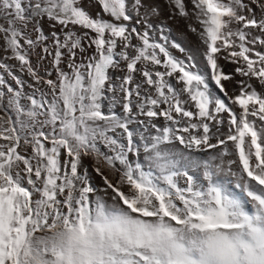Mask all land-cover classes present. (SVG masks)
Listing matches in <instances>:
<instances>
[{
	"label": "snow or ice",
	"instance_id": "snow-or-ice-1",
	"mask_svg": "<svg viewBox=\"0 0 264 264\" xmlns=\"http://www.w3.org/2000/svg\"><path fill=\"white\" fill-rule=\"evenodd\" d=\"M95 2L111 19L0 0V38L33 81L0 61L17 86L0 71V264H264V0H170L196 47L143 0ZM221 59L242 77L232 95Z\"/></svg>",
	"mask_w": 264,
	"mask_h": 264
},
{
	"label": "rangeland",
	"instance_id": "rangeland-1",
	"mask_svg": "<svg viewBox=\"0 0 264 264\" xmlns=\"http://www.w3.org/2000/svg\"><path fill=\"white\" fill-rule=\"evenodd\" d=\"M144 4L146 7H157L159 9V15L158 16H153L150 18V23H152L153 25H159L161 23H164L167 25L168 28L175 30L176 32H179L178 34L180 36H183V38H187L189 39L194 46H199L200 45V39L199 37L195 34L192 33L188 30V24L191 23V21L186 20L184 18H182L178 13H176V9L172 6V4L170 3V0H143ZM89 4H91V7H89ZM83 6L85 8H88V10L90 11V13L93 16H96L98 13H100L101 15H104L105 19H111V17L107 16V14H103L101 13V6L95 2V0H83ZM187 7L189 9H191V4H187ZM175 13V14H174ZM54 22L48 21V20H44L43 21V32L46 35H49L55 31L57 33L61 32V26L56 25L55 27H51L50 24H53ZM133 24H135V20L132 21ZM196 28L199 30L200 29V25L196 24L195 25ZM233 27L235 28L236 25H233ZM77 31L79 32H83L85 31L84 29H77ZM62 38V37H61ZM133 44H136L137 41L135 39H133ZM47 44H51L52 40L51 38H49L46 41ZM94 51V48H89L87 50L86 53L83 54H79L78 56H87V55H91L92 52ZM175 55L180 56L181 54L178 51H175L173 49ZM40 52V47H37L35 50V53H33L30 57L31 62L33 64V66L37 65L38 62V56L36 55V53ZM11 53L5 50V44L2 38H0V61L3 62L4 65L7 66H11L14 74L17 77H21L24 81H26V84L23 88L24 92H30V89L27 87L28 84H33V81L31 79V77H29L26 73H21L19 71V62L16 59H12L11 57ZM51 60L52 57H48L47 59H45L44 61H41V67L39 69L41 75L44 74L45 70L51 67ZM77 62H79V59L77 60ZM67 70V69H65ZM157 70H161V69H157ZM3 72V75L5 77V80L7 81L8 84H10L13 88H16V84L14 83V81L12 80L11 76L8 75L7 70H0ZM124 73L123 72H117V75H115V78L118 76H122ZM112 75V73H111ZM55 74H53V78H54ZM140 75L138 76V80L141 79ZM47 78V77H46ZM114 78V80H115ZM23 103H27V101H22ZM112 105V101L110 99H105L104 100V109L107 111V109L109 107H111ZM118 113L121 112V108L117 107L115 109ZM0 118H7V113L0 111ZM141 119H143V117H141ZM133 128L136 129L137 133L140 132L141 126L138 125H133ZM0 143H6L5 141H3L2 139H0ZM135 159V157H133ZM63 159V157H62ZM140 159L142 160V156L140 157ZM83 168L87 169V172L89 174L90 180L91 182L96 185V186H101L102 185V180L100 178V176L98 174L95 173L94 169V163L92 158L90 157H85L83 160Z\"/></svg>",
	"mask_w": 264,
	"mask_h": 264
},
{
	"label": "bare ground",
	"instance_id": "bare-ground-1",
	"mask_svg": "<svg viewBox=\"0 0 264 264\" xmlns=\"http://www.w3.org/2000/svg\"><path fill=\"white\" fill-rule=\"evenodd\" d=\"M178 33L179 32H176L175 30L172 29V31H171V37H172L173 40H176V42H181L182 41L187 46L195 47L194 44L189 39L183 38V36H180ZM177 38H179V39H177ZM219 63L222 66V68L225 71V73L234 74V69L237 67L236 64L227 62L224 59H221L219 61ZM115 75H117V72L112 73L113 79L115 78ZM138 76H139V74H137V80H138ZM241 79H242L241 76L234 74V79L231 80V81L226 82V87H227V90L229 92V95H232L233 94V90L234 89H235L236 92L239 91L236 82L237 81H240ZM252 83L253 84H256V81L253 80ZM226 119L227 118L225 117V120ZM156 122H157V124H163L164 123V121H162V120H157ZM213 131H215V128H213ZM220 132L221 133H226L227 132V123H225L223 126L220 127ZM230 147H231V145H230ZM210 152H211V150H207L205 152H197L196 154L198 156L203 157V156L209 155ZM229 158H234V157H229Z\"/></svg>",
	"mask_w": 264,
	"mask_h": 264
}]
</instances>
